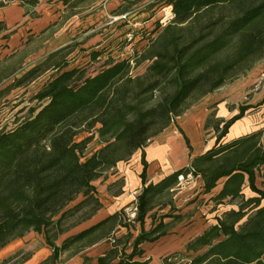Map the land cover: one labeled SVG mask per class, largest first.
<instances>
[{"label": "trees", "instance_id": "16d2710c", "mask_svg": "<svg viewBox=\"0 0 264 264\" xmlns=\"http://www.w3.org/2000/svg\"><path fill=\"white\" fill-rule=\"evenodd\" d=\"M166 4L172 18L156 24L132 56L108 58L97 72L86 74L82 66L69 67L68 44L19 79L54 70L35 94L43 102L37 111L31 109L13 128L0 129V249L30 229L43 230L52 248L50 263L56 264L60 250L87 237L92 244L106 236L119 212L67 237L61 247L53 242L68 230L63 224L67 216L90 206L85 215L89 218L101 207L92 182L141 150L137 221L143 223L155 197L177 186L179 175L199 177L204 194L221 180L210 199L226 200L237 208L224 211L216 223L187 242V251L201 252L184 264H264V188L255 183L264 166L262 131L221 140L244 108L224 123L211 147L156 183H146L143 151L174 117L264 58V0H167ZM98 55L90 53L92 59ZM143 62H147L144 69L136 72ZM81 132L89 135L77 139ZM94 137L100 146L85 155ZM244 188L252 194L245 196ZM78 195L83 198L66 208ZM160 227L139 234L136 244ZM48 228L55 229L53 235ZM101 229L103 233L96 235ZM112 258L107 251L97 257V264H124L112 263Z\"/></svg>", "mask_w": 264, "mask_h": 264}, {"label": "rangeland", "instance_id": "374dc122", "mask_svg": "<svg viewBox=\"0 0 264 264\" xmlns=\"http://www.w3.org/2000/svg\"><path fill=\"white\" fill-rule=\"evenodd\" d=\"M43 2L46 7L52 4V0ZM166 2L167 0H55L52 8H55L56 14L40 19L33 11L28 14V18L14 23L5 39H9L16 28L23 26V32L19 36L12 35V45L8 46L5 52H0V129L15 127L29 115L31 109L37 111L43 104L35 98V94L54 74L53 69L18 81L49 53L69 44L72 51L65 56L69 67L82 66L86 69V74H94L108 58L122 59L132 56L136 49L140 51V45L146 43L150 32L160 23L159 20L167 8ZM92 51L99 52L94 59L90 56ZM60 57L58 56V59ZM146 64L147 62L141 63L136 72H141ZM241 107L244 108L242 116L229 126L223 137L226 138L230 131L231 136L260 129L261 142L264 145V58L254 63L243 75L228 81L191 104L182 114L174 117L166 129L154 136L150 144L165 142L171 134L177 133L185 147L183 155L179 154L177 160L185 157L186 153L190 155L201 152L215 142L224 123L239 114ZM86 135L89 133L81 132L77 139ZM184 137L187 138L188 147ZM99 146L100 143L94 137L87 143L84 154L88 155ZM174 148H177V145ZM140 156L141 150H137L128 160L120 162L107 171L104 177L92 182L95 197L102 201L101 212L87 221L85 215L89 211L88 206L67 216L63 224L69 228L53 240L56 246L61 247L67 237L119 207L124 200L127 201V195L122 194L125 192V183L120 170L128 166L130 170L135 171ZM170 165L174 167V163ZM162 169L169 171L171 167ZM159 171L156 168L151 172V177L158 175ZM196 178H191L187 183L182 182L167 194L155 197L153 207L148 211L143 223L137 221L135 216L128 218L125 214L126 209L134 204L136 199L134 193L137 192L134 189L129 191L128 194L134 195V198L118 208V219L106 236L92 244H88L87 237L60 250L55 263L97 264V257L107 251L113 255L112 263H118L120 260L124 264L188 262L201 251H187V242L216 223V218L221 217L224 211L237 208L226 200L215 203L210 199L219 189L221 180L210 193L204 194ZM255 183L257 187L264 188V166L260 168ZM116 193L122 194L119 201L113 200ZM251 194L248 188H244L245 196ZM82 198V195H78L66 208ZM58 216L59 214L55 219ZM158 225H161L158 232L147 235L149 239L136 244L135 240L139 234ZM48 231L53 235L55 229L48 228ZM102 233L101 229L96 235ZM44 237L43 230L30 229L23 236L11 239L0 249V264H51L49 257L52 248Z\"/></svg>", "mask_w": 264, "mask_h": 264}, {"label": "crops", "instance_id": "0c3cea01", "mask_svg": "<svg viewBox=\"0 0 264 264\" xmlns=\"http://www.w3.org/2000/svg\"><path fill=\"white\" fill-rule=\"evenodd\" d=\"M55 0H52V4L46 7V3L43 2V0H0V52H5L4 50L8 48V46L12 45V35L19 36L23 32V26L16 28V31L14 34L11 35L9 39H5V35L7 32L12 30L13 24L20 21L21 19L28 18V14L35 11L38 16V18L44 19L46 15H52L56 14L54 13L55 8H52V5L54 6ZM255 131V130H252ZM249 131L248 133L252 132ZM231 132V131H230ZM230 132H228L227 137H223L222 141H228L231 140L237 136H240L239 134H233L230 136ZM177 133L171 134L170 137L167 138L165 142H156V143H148L146 147H144V159L146 161V183H156L160 179H162L167 174L175 171L176 169L187 166L190 158H192L195 155H198L202 152H204L208 148L206 147L205 150L194 153V154H188L186 153L185 157H180L179 160H177V157L179 154L183 155V151L185 150L184 143L182 144V141L180 140V137ZM243 135V134H242ZM229 136V137H228ZM181 141V142H180ZM177 145V148H174L175 145ZM137 151V150H136ZM135 151V152H136ZM140 151V150H139ZM134 152V154H135ZM140 160V158H139ZM176 162V163H175ZM120 163V162H119ZM117 163V165L119 164ZM170 163H174V167L170 165ZM166 166H170L171 169L169 171H165L162 169ZM158 169L159 173L156 176L151 177V172H153L155 169ZM142 169V164L139 161V163L136 165V170L132 171L128 166H124L120 170V174L123 177L124 180V187L123 190L125 191L122 194H126V200L123 201L119 207H115L112 211L109 213H106V215H103V217H100L97 221H94L93 223H90V225L80 229L76 233L89 228L90 226L94 225L95 223L101 221L102 219L106 218L107 216L111 215L114 212H117L118 208L129 202L134 198V195H129V191L135 190L134 194H138L142 188V183L140 179V172ZM164 170V171H163ZM196 178V181L201 183V180ZM122 194H117L113 196V200H120ZM99 198V197H98ZM101 205L102 201L99 199ZM102 206L93 214L91 215L88 220H92L95 216H97L101 212ZM119 216V215H118ZM74 233V234H76Z\"/></svg>", "mask_w": 264, "mask_h": 264}, {"label": "built area", "instance_id": "2783aa9c", "mask_svg": "<svg viewBox=\"0 0 264 264\" xmlns=\"http://www.w3.org/2000/svg\"><path fill=\"white\" fill-rule=\"evenodd\" d=\"M172 18V12H171V8L169 5H167L166 11L164 12L163 17L159 20L160 24H165L168 21H170V19ZM191 178H193L190 174H187L186 176L183 175H179L178 176V184L177 186H179L182 182L187 183ZM127 211L125 212V214L127 215L128 218H133L136 215V204H132L128 209H126Z\"/></svg>", "mask_w": 264, "mask_h": 264}]
</instances>
